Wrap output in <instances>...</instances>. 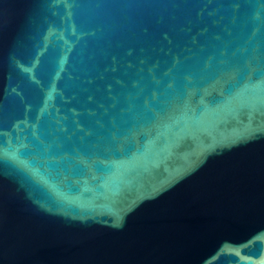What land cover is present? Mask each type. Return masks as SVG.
Masks as SVG:
<instances>
[{
    "label": "water",
    "instance_id": "1",
    "mask_svg": "<svg viewBox=\"0 0 264 264\" xmlns=\"http://www.w3.org/2000/svg\"><path fill=\"white\" fill-rule=\"evenodd\" d=\"M0 264H264V0H0Z\"/></svg>",
    "mask_w": 264,
    "mask_h": 264
}]
</instances>
